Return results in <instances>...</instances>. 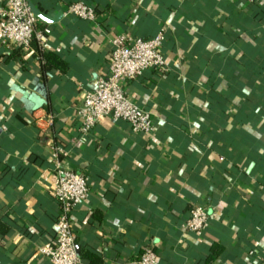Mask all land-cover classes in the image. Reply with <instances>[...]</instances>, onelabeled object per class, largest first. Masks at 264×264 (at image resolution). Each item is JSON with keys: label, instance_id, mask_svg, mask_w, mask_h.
Listing matches in <instances>:
<instances>
[{"label": "crops", "instance_id": "crops-1", "mask_svg": "<svg viewBox=\"0 0 264 264\" xmlns=\"http://www.w3.org/2000/svg\"><path fill=\"white\" fill-rule=\"evenodd\" d=\"M75 1L94 5L95 21L64 15ZM30 3L53 33L0 44V264H52L39 248L57 234L59 148L89 183L73 221L79 254L98 262L83 264H136L148 245L158 264H264V0ZM161 31L166 70L125 84L155 130L106 117L80 141L77 110L109 73L113 38ZM40 48L63 65L45 72ZM197 204L209 222L186 231Z\"/></svg>", "mask_w": 264, "mask_h": 264}, {"label": "built area", "instance_id": "built-area-1", "mask_svg": "<svg viewBox=\"0 0 264 264\" xmlns=\"http://www.w3.org/2000/svg\"><path fill=\"white\" fill-rule=\"evenodd\" d=\"M64 15L95 21L97 10L84 1L70 3ZM53 31L50 26H41L30 0H2L0 5V44L10 47L29 48L38 40L44 45ZM166 35L161 31L152 38L144 39L133 35H118L112 40L109 73L100 76L93 90L83 95L82 105L77 110L79 139L89 140L98 123L106 117L113 121L124 120L135 133L150 134L155 130V120L151 113L133 102L125 89L126 82L140 76L146 70L162 73L167 68V60L162 51ZM40 60H45L39 56ZM62 149L54 153L55 175L54 194L59 203L57 234L51 245L42 246L39 252L52 264H83L76 250L77 233L73 221L74 211L89 195L86 176L65 165ZM210 215L202 204L192 207L183 223L189 232H199L209 222ZM159 254L148 245L144 248L136 264H158Z\"/></svg>", "mask_w": 264, "mask_h": 264}, {"label": "trees", "instance_id": "trees-1", "mask_svg": "<svg viewBox=\"0 0 264 264\" xmlns=\"http://www.w3.org/2000/svg\"><path fill=\"white\" fill-rule=\"evenodd\" d=\"M241 26L243 28L246 27L243 24ZM38 52H39L40 56L45 60L44 62H42V69L45 72H49L53 68L61 67L63 65L62 59H60V57H58L55 53H53V52H46V51L42 50L41 48L39 49ZM216 248H219L220 250H223V247L221 245L216 244V245H213L212 252ZM79 256H80V259L82 261H83L84 258H88L89 260H92V261L95 260V263L97 261L96 256L93 253H90V252L83 253L82 255H79ZM215 258H216L215 255L213 253H211L208 256V259H207L208 263H211V261H213ZM91 264H94V262H92Z\"/></svg>", "mask_w": 264, "mask_h": 264}, {"label": "water", "instance_id": "water-1", "mask_svg": "<svg viewBox=\"0 0 264 264\" xmlns=\"http://www.w3.org/2000/svg\"><path fill=\"white\" fill-rule=\"evenodd\" d=\"M33 10H34V12L37 14V11H36V9L33 7ZM59 16H61V15H59ZM58 16V17H59ZM45 21H47V22H51L52 20L51 19H45ZM76 250H77V253H78V255H80L79 254V248L76 246Z\"/></svg>", "mask_w": 264, "mask_h": 264}]
</instances>
